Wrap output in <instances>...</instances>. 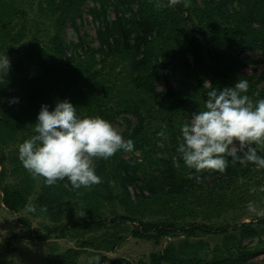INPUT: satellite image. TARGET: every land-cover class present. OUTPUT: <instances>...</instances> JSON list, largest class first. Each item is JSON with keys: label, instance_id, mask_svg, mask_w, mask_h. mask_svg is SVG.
Here are the masks:
<instances>
[{"label": "trees", "instance_id": "16d2710c", "mask_svg": "<svg viewBox=\"0 0 264 264\" xmlns=\"http://www.w3.org/2000/svg\"><path fill=\"white\" fill-rule=\"evenodd\" d=\"M3 1L0 0V9ZM46 1L56 7V16L51 13L56 25L61 27L67 20H75L80 6L87 0ZM92 1L99 4L91 8L94 19L106 17L107 4L111 3L114 9V18L97 29V48L82 39L66 44L56 40L58 37L50 39L46 48L35 39L9 44L5 54H14L15 58L10 60L11 68L7 75L0 77V148L10 146L18 138L21 144L35 134L34 125L42 105L47 104L51 111L57 102L67 99L76 106L77 115L81 118L99 116L111 122L120 113L133 114L135 125L130 131L121 133L125 139L134 142L131 152L139 150L142 159L131 165L123 158V150L110 159H97L96 173L102 178V183L90 189H73L67 179L52 186H47L43 178L34 179L23 167L18 151L9 156L12 163L10 169L0 157V192L4 207L17 213L27 207L33 195L32 207L35 211L31 214L37 216L46 212L53 224L46 233L28 226L26 230L12 234L8 238L9 243L23 238L49 239L51 232L62 237L67 229L78 225L102 228L108 220L102 209L109 206L107 212L116 213L120 206L125 213L119 216L122 221L138 222L132 234L152 239L155 243L177 229L188 236L202 231L204 227L208 228L207 231L225 233L224 247L217 246L211 260L198 256L201 242L184 239L177 244L170 242L160 252L152 254L153 264L242 263L253 253H241V250L228 248V244L235 239L240 241L264 234V228L255 226L251 220L236 222L233 226L219 225L214 230V223L181 225L169 219L151 221L147 218L142 204L161 202L164 198L182 202L188 193L202 189L201 183L213 170L197 173L186 167L177 151L182 142L181 130H178L179 136L171 132L172 146L166 156H157L160 146L149 136L146 119L166 120V128L171 129V113L176 115L190 102L201 109L205 107L206 93L210 89L202 85L204 76L210 77L209 82L216 89L232 87L238 80H247L249 86H253L252 75L242 71V60L232 55V49H259L262 57L258 61L264 63V0H191L189 8L180 4L161 10L154 7L156 0ZM164 2L167 3V0ZM0 26L5 28L1 16ZM67 48H71L72 54L67 53ZM54 54L60 59L53 60ZM97 54L100 55L98 60ZM116 57L126 60L127 69L125 74L117 71L115 77L110 78L115 66H109L106 71L105 67L110 59ZM205 59L209 61L207 64ZM167 69L172 71L174 84L167 80ZM200 70L202 77L196 76L193 84L186 82L193 72ZM123 78L125 82L120 83ZM158 78L166 80V89L161 94L155 91L154 86ZM190 85H194L193 90L188 89ZM8 86L10 90H6ZM201 91L204 94L198 99L197 92ZM261 95H264V90ZM14 99L18 102L11 103ZM258 155L264 156L260 150ZM254 165L240 161L233 163L229 157L224 172L229 180H233L246 175ZM9 175L14 180L7 182ZM189 175L193 178L190 179ZM195 176L201 177L200 182ZM65 184L68 186L65 187ZM132 186L136 189L135 200L130 192ZM80 203L86 216L76 222L61 223L65 205L73 212V205ZM19 221L28 223L27 218H20ZM263 223L264 218L258 219L257 225ZM97 237L85 238L77 247L48 257L45 264H79L78 259L88 246L110 251L121 240L117 234L100 240ZM100 257V264L108 261L104 253H100ZM124 264L131 263L125 261Z\"/></svg>", "mask_w": 264, "mask_h": 264}, {"label": "rangeland", "instance_id": "374dc122", "mask_svg": "<svg viewBox=\"0 0 264 264\" xmlns=\"http://www.w3.org/2000/svg\"><path fill=\"white\" fill-rule=\"evenodd\" d=\"M4 5L0 9L1 21L5 24L3 29L0 26V56L6 55L5 52L11 42H22L28 40H37L38 44L46 48L49 46L50 39L58 37L56 40H62L66 44L78 42L79 39L89 43L90 46L97 48L98 40L96 32L99 26L106 21H111L114 18V9L111 3L107 4V15L104 18H97L91 15V8L98 3L92 0H87L80 6L79 14L73 22L67 20L61 27H58L55 22L56 7L48 5L46 0H4ZM6 4H9L7 7ZM135 5L132 6V9ZM51 12H54V16ZM11 38H17L12 41ZM67 53L72 54L71 48H67ZM232 55L237 60H242L241 69L246 75H252L251 82L253 86H249L246 93L254 102L264 99L261 92L264 90V63L258 60L262 57V52L259 49H240L233 47ZM11 60L15 55L8 56ZM100 57L96 55V59ZM53 60H59L55 54ZM209 61L204 60L207 64ZM126 60L121 57L110 59L105 71L109 66L114 65L113 73L110 78L115 77L117 71L125 74L127 69ZM100 65L98 64L97 67ZM208 69V67H206ZM206 69V70H207ZM103 71V72H105ZM167 80L174 84L175 79L172 71L167 69ZM200 71L193 72V76L187 79L192 84L195 83L194 78L202 77ZM114 76V77H113ZM126 79V77H125ZM121 79L120 83L125 82ZM209 76H204L202 85L209 82ZM155 91L161 94L166 89V80L158 78L154 82ZM194 85H190L189 90H193ZM10 86L6 87V90ZM207 88V87H205ZM190 92V91H189ZM203 91L197 92V98L201 99ZM1 98V97H0ZM185 105L176 115L171 113V129L166 128V120H155L151 117L146 119L147 131L152 141H155L160 149L156 152L157 156H166L167 150L171 148V132L179 136L178 130L182 126L191 121L192 115L198 113L202 109L199 106ZM153 114V113H152ZM111 123L120 132L130 131L136 123V117L131 113H120L116 115ZM163 133L164 135H161ZM19 138L10 146H2L0 148V157L4 158L8 169L12 168V163L9 156L17 154L19 147ZM264 154V151H261ZM125 158L131 165L136 161L140 162L142 154L139 150L123 151ZM243 156V155H241ZM247 161L243 162L244 164ZM1 168V166H0ZM14 177L9 175L8 181H13ZM202 189H195L193 193H188L182 202H175L172 199L164 198L161 202L151 201L142 204L146 209L147 218L151 221H159L169 219L176 224H208L214 223V230L219 225L233 226L236 222L252 221L255 226L264 228V223L257 225L260 218H264V169L257 168L256 165L251 166L246 175L236 177L229 180L225 172L212 171L208 174L205 180L201 183ZM136 189L132 186L131 196L135 200L134 194ZM2 194L0 192V264H45V260L64 252L68 248L77 247L78 243L88 237H97V240L102 237L109 238L116 234L121 236V240L117 246L110 251L94 249L87 247L83 254L79 257V264H89L90 260L95 256H100L104 253L108 261L101 264H124L125 261L131 264H153L152 254L160 252L168 243L177 244L179 241L187 239L190 242L199 241L198 256L205 260H211L213 251L217 246L224 247L223 232L207 231L204 227L202 231H196L194 235L188 236L181 230L177 229L167 237L161 238L158 243L152 239L139 238L132 234L133 229L137 226V221H122V214H125L123 209L118 206L116 213L107 212L109 206L102 209L104 216L108 218L105 226L94 229L91 226H77L68 231L64 236H59L55 232H51L50 238L45 240H31L27 238L20 239L16 243H9L8 238L17 233L19 230H26L28 226L37 228L42 233L49 231L52 226L49 215L44 212L37 216L28 211L32 207V202L35 196H31L29 203L25 209L14 213L4 207L1 201ZM85 209L82 204L73 205V212H70L65 205V212L61 223L78 220L77 213ZM20 218H27L28 223L20 222ZM90 222V219H87ZM206 226V225H205ZM231 229V228H230ZM234 231V230H233ZM106 238H104L105 243ZM105 247V246H104ZM228 248L241 250L242 252H252L253 254L243 260L240 264H264V234L258 237L245 238L242 240L235 239L233 243L228 244ZM188 250H193L189 248ZM237 254V253H236ZM185 256V255H184ZM224 264V263H223Z\"/></svg>", "mask_w": 264, "mask_h": 264}, {"label": "clouds", "instance_id": "9594fccd", "mask_svg": "<svg viewBox=\"0 0 264 264\" xmlns=\"http://www.w3.org/2000/svg\"><path fill=\"white\" fill-rule=\"evenodd\" d=\"M180 4L189 8L191 0H156L154 7L161 10ZM10 68L8 55L0 56V77L6 76ZM205 87L210 90L204 110L193 114L191 121L181 128L182 142L177 151L186 167L197 173H223L230 157L233 163L247 161L264 168V156L258 155V150L264 151V99H250L246 94L247 80H238L234 86L223 89L213 88L210 82ZM34 132L19 145V160L34 179L43 178L47 186L67 179L73 189H90L102 183L96 173L97 159L107 160L121 150L134 148V142L125 139L111 122L99 116L81 118L76 106L67 99L57 102L51 111L47 104L42 105ZM194 178L201 180L200 176ZM77 216L84 217L86 212L82 210ZM100 261L101 257L95 256L89 264Z\"/></svg>", "mask_w": 264, "mask_h": 264}, {"label": "built area", "instance_id": "2783aa9c", "mask_svg": "<svg viewBox=\"0 0 264 264\" xmlns=\"http://www.w3.org/2000/svg\"><path fill=\"white\" fill-rule=\"evenodd\" d=\"M131 190H132V187H130V192H131Z\"/></svg>", "mask_w": 264, "mask_h": 264}]
</instances>
